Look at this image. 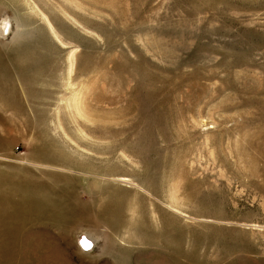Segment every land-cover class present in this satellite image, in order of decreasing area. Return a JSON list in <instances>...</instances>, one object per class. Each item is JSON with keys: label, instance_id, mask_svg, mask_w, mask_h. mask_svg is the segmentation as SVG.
Masks as SVG:
<instances>
[{"label": "rangeland", "instance_id": "374dc122", "mask_svg": "<svg viewBox=\"0 0 264 264\" xmlns=\"http://www.w3.org/2000/svg\"><path fill=\"white\" fill-rule=\"evenodd\" d=\"M0 205V264H264V0H0Z\"/></svg>", "mask_w": 264, "mask_h": 264}, {"label": "bare ground", "instance_id": "6f19581e", "mask_svg": "<svg viewBox=\"0 0 264 264\" xmlns=\"http://www.w3.org/2000/svg\"><path fill=\"white\" fill-rule=\"evenodd\" d=\"M30 188H31V186H30ZM46 189V188H45ZM44 189V190H45ZM43 190V189H42ZM30 192V191H29ZM49 192V191H48ZM28 193V192H27ZM43 193V192H42ZM30 194V193H29ZM28 194V195H29ZM23 195H24V193H23ZM27 196V195H26ZM36 196H38V195H36ZM40 196V197H39ZM38 196V202H43L44 200H46L47 198H46V195L45 194H41V195H39ZM27 198V197H26ZM23 199V198H22ZM21 200V199H20ZM23 201V200H22ZM31 202V201H30ZM24 203V202H23ZM4 204V203H3ZM18 204H19V202H18ZM28 204H30V203H28ZM20 205V204H19ZM19 205H18V207H19ZM3 206V205H2ZM34 206V205H33ZM38 206V205H37ZM0 207H1V205H0ZM31 207V206H30ZM27 208V207H26ZM5 209V208H4ZM25 209V208H24ZM38 209V208H37ZM20 210H21V208H20ZM27 210V209H26ZM18 211V210H17ZM25 211V210H24ZM34 211V210H33ZM26 212H28V211H26ZM39 212V211H38ZM2 214V213H1ZM7 214V213H6ZM24 214V213H23ZM6 221V220H5ZM88 239V238H87ZM87 239H85L84 240V244H85V242H87L88 244H89V240H87Z\"/></svg>", "mask_w": 264, "mask_h": 264}, {"label": "snow or ice", "instance_id": "6c2138e0", "mask_svg": "<svg viewBox=\"0 0 264 264\" xmlns=\"http://www.w3.org/2000/svg\"><path fill=\"white\" fill-rule=\"evenodd\" d=\"M85 247H86V248H90V247H91V245H90V244H88L87 242H85Z\"/></svg>", "mask_w": 264, "mask_h": 264}]
</instances>
